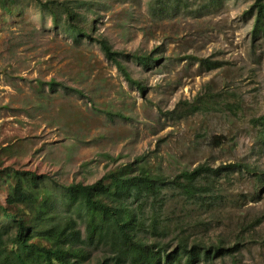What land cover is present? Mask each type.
I'll use <instances>...</instances> for the list:
<instances>
[{
	"label": "rangeland",
	"instance_id": "374dc122",
	"mask_svg": "<svg viewBox=\"0 0 264 264\" xmlns=\"http://www.w3.org/2000/svg\"><path fill=\"white\" fill-rule=\"evenodd\" d=\"M70 1L113 49L159 59L146 66L118 55L141 88L97 40L75 41L57 27L39 0L0 2V169L91 183L137 158L169 176L222 166L212 207L165 189L164 239L170 250L180 238L234 247L194 264H264V126L255 120L264 116V30L254 37L256 0ZM6 194L0 181L1 202ZM90 249L93 260L108 252Z\"/></svg>",
	"mask_w": 264,
	"mask_h": 264
},
{
	"label": "trees",
	"instance_id": "16d2710c",
	"mask_svg": "<svg viewBox=\"0 0 264 264\" xmlns=\"http://www.w3.org/2000/svg\"><path fill=\"white\" fill-rule=\"evenodd\" d=\"M162 1L174 7L178 3ZM0 2L5 8L12 3ZM208 2L212 5L216 0ZM38 5L75 41L97 40L129 82L144 88L118 55L146 66L158 57L113 49L106 37L94 35L95 25L70 0H39ZM253 6V34L257 37L264 30V0H256ZM199 60L209 67L221 65L219 60ZM54 83L49 81L52 87ZM255 120L264 126V116ZM224 140L225 135H214L217 144ZM221 169L202 163L169 176L137 158L109 169L91 183H66L32 169H0V181L7 183L5 202L0 201V264H176L183 260L194 264L228 253L234 247L190 244L186 237L178 239L170 250L171 243L164 239L170 227L165 189L178 191L187 201L206 202L212 207L219 201L214 177ZM98 245L108 252L93 260L90 248Z\"/></svg>",
	"mask_w": 264,
	"mask_h": 264
}]
</instances>
